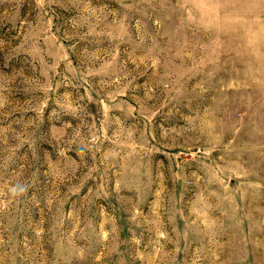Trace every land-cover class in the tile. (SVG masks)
<instances>
[{"label":"rangeland","instance_id":"1","mask_svg":"<svg viewBox=\"0 0 264 264\" xmlns=\"http://www.w3.org/2000/svg\"><path fill=\"white\" fill-rule=\"evenodd\" d=\"M0 264H264V0H0Z\"/></svg>","mask_w":264,"mask_h":264}]
</instances>
